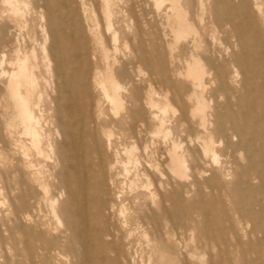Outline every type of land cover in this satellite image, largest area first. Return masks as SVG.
<instances>
[{"label":"rangeland","instance_id":"obj_1","mask_svg":"<svg viewBox=\"0 0 264 264\" xmlns=\"http://www.w3.org/2000/svg\"><path fill=\"white\" fill-rule=\"evenodd\" d=\"M102 2L21 0L13 8L8 1L0 0V104L6 99L5 72L15 66L9 64V60H26L33 73V100L40 105V111L36 110V113L42 118V127L43 121H47L44 128L50 132L49 139L53 144L47 150L44 147L49 154L51 152V158L43 161V156L35 154L29 137L15 133L14 138L23 142L29 152L28 158L34 164L30 169L32 176L43 182L44 163L50 170L47 180L48 187L52 189L50 195L57 197L58 179L54 174L58 163L55 147L60 137L49 123L57 114L67 115L68 109L63 106L59 113L52 102L65 95L73 99L70 100L72 106L86 105L88 117L85 123L95 132L104 148L108 137L103 135V130L111 132L110 158L104 159L101 171L88 169L92 186L93 175L102 176L106 182L108 176L115 178L121 169L120 163H115V160L126 159L124 154L115 155V151L130 146L133 140L136 141L135 152L139 159L143 160L145 150L147 158L152 162L157 159V152L166 150L164 137L179 145L178 151L186 157V177L174 175L173 179H162L163 192L176 193L173 221L165 229L169 232L166 237L169 238L173 264H181L179 259L186 250L194 254L191 264H207V260L217 254L222 257L226 255L223 264H264V245H258V240L252 235L259 228L264 231V181L263 177L256 174L260 172L264 176V138L263 135L259 137L260 133L258 143L246 138V130L263 132L264 123L249 117L237 125L234 117L237 104L245 105L248 102L245 84L248 87L255 84V92L260 93V83L253 82L250 77L252 67L256 64L262 65L264 74V0H203L205 10L202 23L205 32L199 39V49L193 54L204 62L206 68L211 57L217 63L219 53H226L225 44L229 42L227 34L220 31L217 24L212 26L213 19L221 13L230 12L236 21L239 42L235 52L242 66H227L230 79L225 95L217 94V78L214 74L205 78L206 88L203 91L191 87V80L186 77L185 71L193 49L192 35L180 38L172 49L168 46L172 38L162 37V30L167 26V13H170L168 2L157 9L154 0H109V28ZM182 4L192 26L200 30L196 0H182ZM44 44L52 46L54 53L61 59L68 91L59 89L62 84L60 80H50L46 85ZM247 50L248 54L245 53ZM73 65L78 66L76 73L70 69ZM51 67H55L54 63ZM109 70L114 73L123 99L122 106L117 109L104 98L99 88L92 85L87 89L80 82L81 79L90 80L94 74L104 76ZM193 91L196 94L203 93L209 105L208 111H216L220 116L226 111L219 122L226 125L229 142L223 141L222 134L214 129L217 124L214 119L208 129L215 140L216 164L212 158L201 163L194 153L198 144L193 141L197 137L206 136V131L200 127L198 117L192 118L189 113L194 103L187 96ZM148 95L153 106L146 103ZM98 99L100 103L96 106ZM225 101L229 103L227 109L224 107ZM156 118L164 122V130L160 134L154 132L158 127ZM226 120H230L231 124ZM133 125L140 129L135 139L131 137ZM72 127L75 128L76 124ZM242 147L246 151L254 149L253 170L245 166L246 161L242 157L230 154L238 152ZM10 148L15 153V160H0V221L4 222L0 264H27L22 256L14 258L15 251H20L21 247L12 243L8 232V187L13 180L12 165L21 157L19 146L11 145ZM41 149L43 151V145ZM188 149H191L190 155ZM109 164L113 166L110 172ZM128 165L133 166L131 163ZM116 177L117 187L108 196L122 210L119 222L123 223L122 232H125L123 254L132 264H158V251L153 244L152 232L140 218L150 208H157L159 192L155 190L156 178L139 175L132 179L124 178L121 174ZM33 185L34 201L39 202L34 207V215L39 221L47 222V227L52 220L51 214L43 203L39 183L34 182ZM179 191H182L181 195ZM92 192L90 189L89 193ZM206 233L212 235L214 245H204ZM35 259L39 264H76L71 254L57 260L53 256L40 255Z\"/></svg>","mask_w":264,"mask_h":264},{"label":"bare ground","instance_id":"obj_2","mask_svg":"<svg viewBox=\"0 0 264 264\" xmlns=\"http://www.w3.org/2000/svg\"><path fill=\"white\" fill-rule=\"evenodd\" d=\"M5 1H8L15 8L21 0ZM164 2L169 3L170 13H167V26L162 30V37L170 36L172 38V42H168L169 48L172 49L173 44H176L180 38L192 35L193 49L190 52L185 71L186 77L191 80V87L194 90L201 88L203 91L206 88L205 78L214 74L217 78V94L225 95L230 79L227 74V66L232 68L238 65L242 66L235 52V47L239 42L235 17L228 12L221 13L213 21L209 20V22L214 23L212 26L217 24L220 31L227 34L229 42L225 44L226 53H219L216 59L217 63H214L215 60L211 57V61L207 62L208 67L206 68L204 62L193 54L199 49V39L205 32V25L202 23V14L205 10L203 0H196L198 7L196 17L201 24L200 30L192 26L182 0H154V6L160 9ZM102 10L109 28L111 26L109 0H103ZM55 41L58 42V39L56 38ZM247 52L248 50L245 51V53ZM43 62L46 85L50 80H60L62 84H60L59 89L68 91L61 59L54 53L52 46L43 45ZM52 63L55 65L53 68L51 67ZM9 64L15 66L10 71L5 72L7 75L4 85L6 99L0 104V160L9 159L11 162L15 160V153L12 152L11 145L19 146L21 149V157L16 164L12 165L13 180L8 187L10 192L8 219L10 225L8 232L12 243L21 247L20 251H15L14 258L17 259L22 256L27 260V264H39L35 259L37 255L43 257L53 256L57 260L71 254L76 264H132L129 263L122 249L125 240V232H122L123 223L119 222L122 210L117 206L116 201L108 196L111 190L116 189L118 184L116 176L121 174L124 178L132 179L139 175L156 178L155 190L159 192L157 208H150V211L141 214L140 218L141 222L152 232L153 244L158 251V264H173L169 238L166 237L169 232L165 229L173 221L176 193L173 191L163 192L164 182L162 179L164 177L173 179L174 175L180 178L186 177V157L178 151L179 145L164 137L166 150L165 152H157L158 157L152 162L147 158L145 150L143 160L139 159L135 152L137 149L136 141L133 140L130 146H123L120 151H115V155L124 154L126 156L125 161L115 160V163L119 162L121 166L120 172L115 174V178L112 179V176H108L106 182L102 176L95 177L93 175L94 184L92 186L88 177V169L101 171L104 159L110 158L109 137L111 132L107 129L103 130V135L108 137L106 140L108 141L107 146L104 148L97 139L95 132L85 123V118L88 117L85 112L86 105L72 106L70 100L73 101V99L65 95L57 97L52 100L57 111L60 113L64 106L65 109H68V112L67 115L57 114L54 116V120L49 123V125H53L56 134L60 137V141L55 147L58 167L54 174L58 179L56 186L59 192L57 197H51L52 189L48 187L47 181L50 170L43 163V182H40L38 177L32 176L30 169L34 164L28 158L29 152L22 141L14 138L15 133L29 137L30 145L37 156H43V161L51 158V152L49 154L46 151L53 146L49 139L50 132L44 128L47 121H43L42 127V118L40 114L36 113V110L40 111V105L39 102L33 100V73L30 72L26 60L17 58L14 62L9 60ZM77 67V65H73V67L70 66V69L73 73H76ZM250 78L253 82L260 83L258 86L260 93L255 92V84L253 86L250 84L249 87L245 84L248 91V102L245 105L237 104L236 114L234 115L237 125L249 117L250 119L261 120L264 123V74L261 64L252 67ZM80 82L87 89L92 85L99 88L103 92L104 98L112 104L114 109L122 106L123 99L120 97L112 70L107 71L104 76L94 74L90 80L89 78L83 81L81 79ZM187 98L194 103L193 108L189 111L190 116L192 118L198 117L200 127L206 131V136L197 137L193 141L198 144V149L194 150L196 159L201 163H206L208 158H212L216 164L215 140L208 129L211 120L217 121L214 129L218 130L222 134V140L228 143L227 127L219 122L226 111L224 110L221 116L216 111H208L209 105L202 92L196 94L193 91L188 94ZM99 103L100 100L98 99L96 106H99ZM146 103L149 106L154 105L149 95L146 97ZM228 104L225 101V109L228 108ZM152 118L155 117L152 116ZM156 119L158 120V127L154 132L160 134L164 130V122L162 119ZM226 122L230 123V120H226ZM74 124H76V127L71 128ZM262 129L264 130V127ZM139 132V126L133 125L132 139H135ZM259 133L261 134L259 137L263 135L262 138H264V131L246 130V138L258 143ZM6 138H9V140H6ZM42 145L43 151L41 149ZM190 151L191 149H188L189 155ZM230 154L242 157L246 161L245 166L248 169H254L255 153L253 148L246 151L242 147L238 152ZM129 163L133 166H129ZM112 168L113 166L109 164L108 171L110 172ZM256 174L261 178L263 177L262 180L264 181L262 173L257 172ZM34 182L39 183L43 203L48 207L51 214L52 220L47 224V227V222L44 220L43 222L39 221L34 215V207L39 203L34 201ZM90 189L93 190L91 194L89 193ZM181 192L179 191L180 195ZM149 194L151 195V193ZM3 225L4 222L0 221V244L3 240ZM252 233L258 240L257 244L264 245L263 229L259 228ZM205 237V246L214 245L211 234L206 233ZM191 257H194V254L186 250L179 260L181 264H191ZM225 258L226 255L222 257L217 254L211 256L207 260V264H223Z\"/></svg>","mask_w":264,"mask_h":264}]
</instances>
